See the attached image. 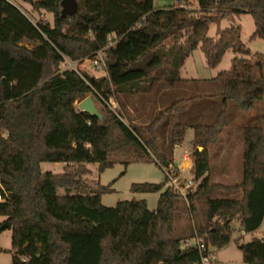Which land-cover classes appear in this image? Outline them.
Segmentation results:
<instances>
[{
  "label": "trees",
  "instance_id": "obj_1",
  "mask_svg": "<svg viewBox=\"0 0 264 264\" xmlns=\"http://www.w3.org/2000/svg\"><path fill=\"white\" fill-rule=\"evenodd\" d=\"M79 11L61 18V0H25L35 12L53 16V24H34L19 8L0 0V224L11 230L12 264H196L198 253L181 251L187 238H176L174 207L181 196L163 184H134V193H159L154 211L145 201H122L113 208L100 197L111 186L88 188L87 167L112 166L110 156L129 154L152 161L160 169L172 164V151L183 143L184 126L173 128L168 156L157 143V126L186 99L159 111L147 124L136 125L125 101L161 87L183 82L179 70L197 48L207 67L215 69L231 51L230 71L211 81L220 85L221 109L208 125L193 129L192 167L196 187L187 203L205 199V221L191 235L215 250L230 241L237 219L250 234L264 217V130L243 129L241 179L235 185L212 183L208 149L216 146L227 126L226 104L261 101L264 97V55L254 62L240 42V28L221 31L214 41L209 24L229 14H249L251 39L264 42V0H187L179 6L154 8L153 0H77ZM115 44L106 48L108 37ZM182 43H179L180 40ZM26 41L33 44L26 48ZM104 51L106 76L97 78L73 69L58 70L68 59L81 62ZM185 82V81H184ZM186 82H195L194 80ZM90 96L101 104L102 121L82 112L76 103ZM113 100L121 112L110 108ZM125 100V101H124ZM201 148L202 150H199ZM170 157V158H169ZM63 163L73 169L42 172V163ZM62 189L65 194L58 195ZM224 195L214 198L215 194ZM235 194V196H233ZM243 264H264V241L240 245ZM25 259L22 261L21 259Z\"/></svg>",
  "mask_w": 264,
  "mask_h": 264
},
{
  "label": "rangeland",
  "instance_id": "obj_2",
  "mask_svg": "<svg viewBox=\"0 0 264 264\" xmlns=\"http://www.w3.org/2000/svg\"><path fill=\"white\" fill-rule=\"evenodd\" d=\"M38 1V0H36ZM19 8L34 24L37 22L53 24V16L45 12H35L25 2V0H9ZM189 10H198L196 0H187ZM180 0H153L154 8H164L169 6H179ZM183 5V4H182ZM229 28H240V42L243 44L248 55L238 56L254 62L259 55H264V42L261 39H251L255 31L252 17L249 14H229L220 22L209 24L207 36L214 41L219 39L221 31ZM181 39L179 43H182ZM22 46L32 48L33 44L24 41ZM235 55L227 51L221 62L215 69L207 67L206 59L200 48L193 51L184 61V78H199L205 82H184L175 86V92L159 95V89L152 90L143 97L126 99L124 102L130 109H122L129 112L136 125L149 123L159 111L169 107L172 103L180 99H186L174 112L169 114L156 128L155 136L161 150L169 154V143L172 139L173 128L176 125L186 128L183 143L176 146L172 151V164L178 162L184 151L190 156L192 154V145L190 146L193 135L192 126L211 124L221 109L222 99L217 95L220 85L211 81L221 71H230L232 59ZM58 66L59 71L73 69L92 75L97 78L106 76L105 70H98L89 61L85 59L81 62H70L68 59ZM264 73V69H263ZM96 108L100 111L101 104L92 98ZM241 104L227 102L226 115L227 126L221 131L216 146L208 149L210 160V180L212 183L223 185H235L240 182L242 173L243 156V129L247 125H258L264 130V97L261 101L249 103L242 100ZM79 103H76L78 107ZM111 109L121 112L118 105L111 99L108 102ZM132 112H131V111ZM169 149V151H168ZM199 150H202L199 148ZM112 166L103 172L98 171L97 164H91L87 167L90 174L86 176V183L89 189L95 190L98 185L111 186L113 192L103 194L100 197L101 205L106 208H113L118 202L122 201H145L148 210L154 211L158 202L159 193H134L131 186L134 184H163V190L173 188L174 186L167 182L164 171L161 170L152 161H135L131 155L117 153L110 156ZM42 172H51L54 174L62 172L64 169H73L69 164L42 163ZM223 172V174H222ZM226 173V177L224 174ZM186 176V177H185ZM179 182L184 192L192 193L196 183L192 181V175H182ZM190 181L189 189L185 185ZM65 192L58 190V195L62 196ZM224 195L218 193L214 198H222ZM235 196V194L233 195ZM205 199L195 200L193 208L187 203L186 197H181L174 207L173 230L176 238H191L195 226H202L205 221ZM0 217V224L3 222ZM3 226V225H2ZM0 226V264H12V246L11 230L1 229ZM232 233L229 243L220 250H215L216 264H243L240 245L249 243L253 238L264 241V221L262 225L252 234L240 232V223L237 219L232 222ZM242 237H241V235Z\"/></svg>",
  "mask_w": 264,
  "mask_h": 264
},
{
  "label": "built area",
  "instance_id": "obj_3",
  "mask_svg": "<svg viewBox=\"0 0 264 264\" xmlns=\"http://www.w3.org/2000/svg\"><path fill=\"white\" fill-rule=\"evenodd\" d=\"M115 44L113 37H108L107 39V46L111 47ZM93 67L98 70L105 69V62H104V51H98L91 59H89ZM65 62H63L64 64ZM192 167V159L190 154L187 151H184L182 154V163L180 165L175 166L173 164H169L167 167H163L161 170L164 171L165 178L167 182L172 184L174 187L170 188L171 191L181 197H186L189 193L184 192V189L180 186L179 182L183 179L182 175L184 176L187 172H190ZM185 185V189H189L190 181ZM3 201L2 197L0 196V202ZM181 251H186L188 249L196 250L198 253V262L196 264H216V255L213 248L207 246L200 238L197 236H193L186 240H183L180 244ZM24 261L25 259H21Z\"/></svg>",
  "mask_w": 264,
  "mask_h": 264
},
{
  "label": "water",
  "instance_id": "obj_4",
  "mask_svg": "<svg viewBox=\"0 0 264 264\" xmlns=\"http://www.w3.org/2000/svg\"><path fill=\"white\" fill-rule=\"evenodd\" d=\"M60 16L61 18L65 19L68 17L75 16L79 11V4L77 0H61L60 2ZM79 109L87 113L90 116H93L97 118L98 120L102 121V114L99 112V110L96 108L92 98L88 96L84 100H82L78 104ZM6 225L3 224L1 229H5Z\"/></svg>",
  "mask_w": 264,
  "mask_h": 264
},
{
  "label": "crops",
  "instance_id": "obj_5",
  "mask_svg": "<svg viewBox=\"0 0 264 264\" xmlns=\"http://www.w3.org/2000/svg\"><path fill=\"white\" fill-rule=\"evenodd\" d=\"M7 1H9V0H7ZM11 3V2H10ZM13 4V3H12ZM186 69L184 68V63H183V65L181 66V68H180V70H179V76H180V78H181V80L183 81V82H181V83H184V81L186 82V81H191V80H194L196 83L197 82H205V80L204 79H199V78H191V79H188V78H184V77H182V75H183V73H184V71H185ZM185 73H186V71H185ZM215 77H213V78H211V80L212 79H214ZM179 84V83H178ZM177 85V84H176ZM176 85H174V86H172V87H166V86H163V87H161V89H159V95H164V94H167V93H173V92H175V86ZM157 91V90H156ZM125 108L126 109H130L129 108V106L127 105V103L125 104ZM131 111V110H130ZM132 112V111H131ZM134 122V121H133ZM135 123V122H134ZM192 139H193V135H192V137H191V141H192ZM191 141H190V146H191ZM180 163H182V156L180 157V159H179V161L178 162H176V161H174V165L175 166H178V165H180ZM58 164V163H57ZM187 174V176L189 175L190 176V172H187L186 173ZM185 174V175H186ZM222 174H223V172H222ZM186 177V176H185ZM224 177H226V173L224 174ZM5 220V218L3 219V221ZM263 221H264V217H263V220H262V223H263ZM262 223H261V225H262ZM240 232H241V230H240ZM242 234H243V232H241ZM254 233V232H253ZM250 234H252V233H250ZM241 235V234H240ZM241 237H242V235H241Z\"/></svg>",
  "mask_w": 264,
  "mask_h": 264
}]
</instances>
